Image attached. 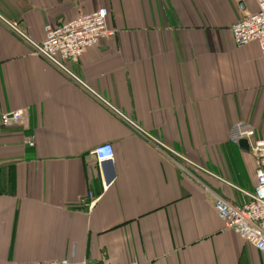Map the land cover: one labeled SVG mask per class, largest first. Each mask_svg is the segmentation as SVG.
Listing matches in <instances>:
<instances>
[{
    "label": "crops",
    "instance_id": "crops-1",
    "mask_svg": "<svg viewBox=\"0 0 264 264\" xmlns=\"http://www.w3.org/2000/svg\"><path fill=\"white\" fill-rule=\"evenodd\" d=\"M100 7L115 36L69 64L87 87L0 21V264H264L215 208L257 184L229 139L239 120L264 138V54L231 29L257 0H0L37 42Z\"/></svg>",
    "mask_w": 264,
    "mask_h": 264
},
{
    "label": "built area",
    "instance_id": "built-area-1",
    "mask_svg": "<svg viewBox=\"0 0 264 264\" xmlns=\"http://www.w3.org/2000/svg\"><path fill=\"white\" fill-rule=\"evenodd\" d=\"M258 10L237 21L232 26V33L237 47L250 42H257L264 54V0H257ZM0 21L10 28L17 36L26 40L33 53L45 58L63 73L71 76L77 82L87 87V84L70 69V62L77 61L86 51L101 42L104 38L115 36L116 30L110 25L107 7L82 14L60 25L47 24L44 28L45 39L41 42L33 40L27 35L18 22L7 20L0 14ZM95 93V92H94ZM122 118L132 123L120 110L105 101ZM22 109L6 112L1 116L2 125H11L20 120ZM229 139L239 145L244 139L250 142L251 152L257 163V184L252 192L244 191L248 201L243 205H236L230 201L218 198L215 208L219 217L228 229L264 252V138L257 135L255 126L246 121L235 122L229 130ZM29 144H34L32 140ZM100 164L114 161V148L110 143H104L93 150ZM110 184V183H109ZM104 183V188H107ZM32 264V263H30ZM33 264H74L69 258L36 262ZM79 264H91L81 261ZM101 264H123L121 262H103ZM127 264H141L132 261Z\"/></svg>",
    "mask_w": 264,
    "mask_h": 264
},
{
    "label": "water",
    "instance_id": "water-1",
    "mask_svg": "<svg viewBox=\"0 0 264 264\" xmlns=\"http://www.w3.org/2000/svg\"><path fill=\"white\" fill-rule=\"evenodd\" d=\"M239 145L247 151L251 150L250 142L246 139L242 140Z\"/></svg>",
    "mask_w": 264,
    "mask_h": 264
}]
</instances>
